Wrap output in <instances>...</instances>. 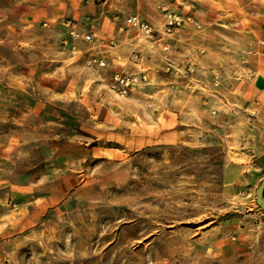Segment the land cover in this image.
<instances>
[{"label": "rangeland", "instance_id": "374dc122", "mask_svg": "<svg viewBox=\"0 0 264 264\" xmlns=\"http://www.w3.org/2000/svg\"><path fill=\"white\" fill-rule=\"evenodd\" d=\"M19 1L0 0V264H264V210L223 178L258 133L264 0H67L56 21Z\"/></svg>", "mask_w": 264, "mask_h": 264}, {"label": "crops", "instance_id": "0c3cea01", "mask_svg": "<svg viewBox=\"0 0 264 264\" xmlns=\"http://www.w3.org/2000/svg\"><path fill=\"white\" fill-rule=\"evenodd\" d=\"M68 5L67 0H20L13 6V12L27 21H56L67 13ZM65 25L67 24L65 23ZM255 30L257 65L252 70L249 90L246 92L245 99L248 109H251V116L257 123L258 133H253L254 137L249 145L250 161L247 160L248 162H245L244 165L230 162L225 165L223 170L225 184L229 188L236 189V200H243L242 198L246 195L254 194L256 186L264 175V17L260 18ZM238 196L241 197L238 199ZM252 208L254 213L260 212L259 209H261L255 208V206Z\"/></svg>", "mask_w": 264, "mask_h": 264}, {"label": "built area", "instance_id": "2783aa9c", "mask_svg": "<svg viewBox=\"0 0 264 264\" xmlns=\"http://www.w3.org/2000/svg\"><path fill=\"white\" fill-rule=\"evenodd\" d=\"M181 19L182 18L180 17V15L172 12H167L166 20L164 22V32L167 34L172 32L181 23ZM126 23L127 25L136 28L145 36H151L152 33L157 30L156 28H153V26L149 22L141 19L138 14L129 15L126 18ZM69 34L72 37H81L85 40H91L94 36V33H79L74 29H70ZM100 64H104L103 60H100ZM138 79V76H131L116 72L112 76L110 87H112L114 90H117L119 94H126L130 90L133 83H135Z\"/></svg>", "mask_w": 264, "mask_h": 264}, {"label": "water", "instance_id": "95a60500", "mask_svg": "<svg viewBox=\"0 0 264 264\" xmlns=\"http://www.w3.org/2000/svg\"><path fill=\"white\" fill-rule=\"evenodd\" d=\"M254 194L255 202L264 210V175L261 178L259 184L256 186Z\"/></svg>", "mask_w": 264, "mask_h": 264}]
</instances>
